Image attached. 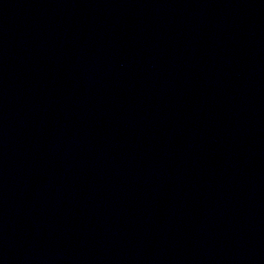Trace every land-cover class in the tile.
I'll list each match as a JSON object with an SVG mask.
<instances>
[{
	"label": "water",
	"instance_id": "95a60500",
	"mask_svg": "<svg viewBox=\"0 0 264 264\" xmlns=\"http://www.w3.org/2000/svg\"><path fill=\"white\" fill-rule=\"evenodd\" d=\"M0 264H264V0H0Z\"/></svg>",
	"mask_w": 264,
	"mask_h": 264
}]
</instances>
